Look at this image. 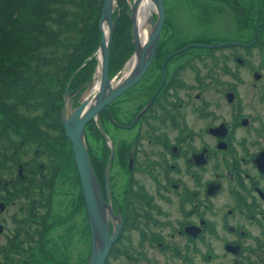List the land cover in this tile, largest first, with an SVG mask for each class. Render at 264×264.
<instances>
[{"label": "flooded vegetation", "instance_id": "1", "mask_svg": "<svg viewBox=\"0 0 264 264\" xmlns=\"http://www.w3.org/2000/svg\"><path fill=\"white\" fill-rule=\"evenodd\" d=\"M193 1L196 20L206 27L186 37L165 16L162 0L164 20L147 70L99 112L100 127L94 119L85 125L92 168L110 207L108 236L116 231L104 264H264V0ZM121 69L120 61L109 62L110 77L113 71L120 77ZM90 127L99 138L96 158ZM45 157L37 166L49 164L55 174L50 204L58 169ZM33 190L41 192L39 181ZM82 201L88 261L90 227ZM29 210L10 214V253L21 234L38 244L54 225L41 207L33 222H43L42 228L20 231L26 220L21 211L26 216Z\"/></svg>", "mask_w": 264, "mask_h": 264}, {"label": "trees", "instance_id": "2", "mask_svg": "<svg viewBox=\"0 0 264 264\" xmlns=\"http://www.w3.org/2000/svg\"><path fill=\"white\" fill-rule=\"evenodd\" d=\"M102 1L0 0V175L12 180L7 185L12 197L23 193L29 201L28 216L33 219L18 225L22 232L39 227L43 222H33L39 209H49V188L55 174L49 164L40 170L37 158H53L47 143L65 139L59 123L61 94L69 78L86 76L91 67L94 58L85 61L98 46ZM124 21L127 37H121L119 51L110 63L123 64L131 53L130 23L127 18ZM114 22L121 23L115 18ZM117 32L114 29L113 39ZM114 51L112 44L110 57ZM36 148L40 149L37 155ZM25 155L30 158L24 159ZM37 181L41 192L28 191ZM3 191L8 190L4 187ZM11 246L13 240L9 239L1 252L9 255Z\"/></svg>", "mask_w": 264, "mask_h": 264}, {"label": "rangeland", "instance_id": "3", "mask_svg": "<svg viewBox=\"0 0 264 264\" xmlns=\"http://www.w3.org/2000/svg\"><path fill=\"white\" fill-rule=\"evenodd\" d=\"M132 0H116V7L113 13V20L118 19L121 23L114 22V29L118 30L115 35V39L112 37V43L114 48V53L119 51V45L122 42L121 37L125 36V30L123 31L127 24L125 18H127L130 23V5ZM167 4V10H165V16L172 20L176 27L183 29L186 32V37H192L194 34L198 35V26L206 27L203 23L196 20L195 18V4L193 0H164ZM153 17L155 18V13L153 9L151 10ZM130 36H131V23H130ZM145 30V26L143 27ZM114 32V31H113ZM100 34V33H99ZM113 35V34H112ZM166 33L164 29L162 30L161 38L164 39ZM110 46V47H111ZM98 47V46H97ZM173 48V47H172ZM97 48L94 50L93 54ZM91 55L93 57L94 64L90 63V66L84 74H80L73 80L68 79V90L71 88L78 87L82 80H96L97 79V58L96 55ZM117 54V53H116ZM90 57L86 59L85 62L90 60ZM129 58V57H128ZM127 58V59H128ZM83 66V65H80ZM119 72V71H118ZM117 71H113V76H115ZM112 76V77H113ZM87 95V91L81 90L78 95L73 96L71 102H69L71 107H74L80 103L81 97ZM61 104V102H60ZM106 128L113 134L114 129L111 124L106 123ZM22 133L25 134L24 128ZM88 142L91 147V152L94 158L99 155V150L97 149V141H99L98 136L94 133V130L90 127L87 130ZM66 140H58L57 142L47 143L51 147L50 153L53 156L52 165L57 167L58 175L56 176L53 187L51 190V199L49 204L50 221L54 224L50 231L46 232L42 237V241L37 243L29 244V242L23 238L22 234L15 243H19V248H15L9 255H4L1 252V247L6 241V237L11 236L12 223L10 222V214L15 210L24 209L28 212L29 201L23 193H18L15 197H12L11 188L7 187L5 177L0 175V205L4 207V210H0V264H86V250L87 244L83 238V224H84V209L82 210L83 198L80 192L79 179L73 162L72 153H70V143L65 142ZM29 159L30 157L25 155L24 159ZM42 158L41 160H43ZM44 160H47L45 157ZM18 170L15 169V172ZM6 187V192L3 188ZM28 191H34L33 188ZM10 192V193H9ZM77 198L79 202L77 203ZM82 201V203H81ZM43 210V209H42ZM41 210V212H42ZM44 211V210H43ZM30 212V210H29ZM24 216L25 222L29 223L33 218L28 215L25 216L23 211H21V217ZM51 227V226H50ZM42 226H39V230ZM50 229V228H49ZM8 240V239H7ZM40 247L41 250L38 249ZM46 252V254L44 253ZM8 256L7 259H5ZM18 261H20L18 263ZM210 264V263H203Z\"/></svg>", "mask_w": 264, "mask_h": 264}, {"label": "water", "instance_id": "4", "mask_svg": "<svg viewBox=\"0 0 264 264\" xmlns=\"http://www.w3.org/2000/svg\"><path fill=\"white\" fill-rule=\"evenodd\" d=\"M141 1L132 0L130 5L129 19L132 43L135 50L134 54L123 63V69L120 71L123 74L120 77H118L119 73L113 77L109 76V55L114 31L113 13L116 0H103L97 24L100 38L97 50L93 54L97 58V79L85 82L71 92L68 90L69 84L67 83L63 91L59 122L71 144L73 161L76 166L90 227V252L86 264L105 263L116 231L113 237L108 236L107 216L110 214V207L102 197L99 182L92 168L86 147L84 128L92 119L99 125V112L105 108L107 103L132 87L143 76L151 62L164 20V6L162 0H150L155 18L151 12L144 18L145 30H143L145 36L142 40L140 36L141 26L138 22V9ZM92 58L90 57V59ZM130 64L131 67L128 68ZM82 88L85 91H92L95 88L96 91L90 98L82 99L78 105L71 107L69 102ZM100 131L106 137L101 128ZM111 158L112 154L108 159L107 168ZM20 169L21 167L19 172ZM0 208H2V204Z\"/></svg>", "mask_w": 264, "mask_h": 264}, {"label": "bare ground", "instance_id": "5", "mask_svg": "<svg viewBox=\"0 0 264 264\" xmlns=\"http://www.w3.org/2000/svg\"><path fill=\"white\" fill-rule=\"evenodd\" d=\"M152 5L150 0H142L138 9V22L140 23V36L144 39L143 20L151 12Z\"/></svg>", "mask_w": 264, "mask_h": 264}]
</instances>
